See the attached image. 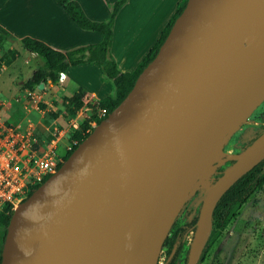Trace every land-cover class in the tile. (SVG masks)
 Listing matches in <instances>:
<instances>
[{
	"label": "water",
	"instance_id": "95a60500",
	"mask_svg": "<svg viewBox=\"0 0 264 264\" xmlns=\"http://www.w3.org/2000/svg\"><path fill=\"white\" fill-rule=\"evenodd\" d=\"M263 93L264 0H187L127 96L13 211L0 264H158L208 149ZM263 160L264 132L225 159L187 264L220 198Z\"/></svg>",
	"mask_w": 264,
	"mask_h": 264
},
{
	"label": "crops",
	"instance_id": "0c3cea01",
	"mask_svg": "<svg viewBox=\"0 0 264 264\" xmlns=\"http://www.w3.org/2000/svg\"><path fill=\"white\" fill-rule=\"evenodd\" d=\"M76 1L90 19L103 21L109 16L108 4L115 0ZM182 1H127L116 16L110 49L111 56L120 71L135 70L155 45L163 28ZM0 35L12 38L6 47L17 56L10 65L0 63V103L11 102L29 90L23 87L24 82L37 66L41 65L34 54L24 49L21 39L26 37L36 39L60 52L97 44L102 39V36L96 32L78 28L54 0H0ZM1 56L0 51V59ZM78 89H82L85 93L83 98L85 106L75 117L67 119L78 118L80 123L88 115L89 111L84 113V110L88 108L89 102L101 100L113 93L112 86L103 80L98 65L86 63L70 66L64 74L62 84L59 81L55 84L48 82L42 89L30 90L41 98L38 104L24 102L22 99L12 102L3 110V118L9 124H24L27 118L40 121L41 135L45 134L43 126H51L53 122L65 127L68 122L62 119L59 112L65 110V101ZM49 123L50 125H47ZM47 135L51 139V135Z\"/></svg>",
	"mask_w": 264,
	"mask_h": 264
},
{
	"label": "trees",
	"instance_id": "16d2710c",
	"mask_svg": "<svg viewBox=\"0 0 264 264\" xmlns=\"http://www.w3.org/2000/svg\"><path fill=\"white\" fill-rule=\"evenodd\" d=\"M56 4L67 14L70 20L80 29L84 31L96 32L102 36V39L97 44H90L80 46L66 52L57 51L47 44L32 38L21 39V44L24 49L35 55V58L41 62L32 75L24 82L23 87L29 90H37L41 83L55 84L60 74H65L70 66H77L81 64H96L99 66L102 78L108 82L112 88L113 93L111 96L105 97L98 101H91L87 104L90 109L88 115L83 120L78 131L69 134L70 142L77 140L80 144L89 134L85 133L90 129L92 122L100 123L103 119L98 118L99 110H106L111 113L131 91L137 77L142 70L150 63L156 56L159 47L165 40L169 33L171 26L176 18L183 11L187 0H183L170 18L168 23L163 28L159 39L155 45L144 56L140 64L132 72L120 71L116 61L110 53L113 40V26L116 16L120 9L127 3L128 0H115L108 4L109 16L106 20L96 21L90 19L84 12L81 5L76 0H54ZM8 37L0 35V51L2 56L0 59L1 64L10 65L16 59V53L7 50ZM84 91L78 89L73 96L65 101V111L69 117H75L77 112L84 106ZM56 115H54L55 117ZM264 132V126H261L255 135L248 140L244 145L243 150L251 146ZM50 140L49 136H46ZM76 147L65 154L64 161ZM264 186V160L254 167L250 172L239 179L218 201L212 216L213 230L206 244L207 248L211 245L225 227L235 218L238 210L247 201V199L255 192V190L263 188ZM13 210L9 206H4L0 211V263L2 247L6 235L7 226ZM198 216L192 221L191 225L194 226ZM189 229L187 227H180L175 231L174 236L167 238L164 246H167V258L164 264H174L179 254L182 252L185 245V237ZM188 251L185 257L187 264Z\"/></svg>",
	"mask_w": 264,
	"mask_h": 264
},
{
	"label": "rangeland",
	"instance_id": "374dc122",
	"mask_svg": "<svg viewBox=\"0 0 264 264\" xmlns=\"http://www.w3.org/2000/svg\"><path fill=\"white\" fill-rule=\"evenodd\" d=\"M8 40L11 41L12 38L8 36ZM59 114L63 120L66 119V123L70 120L67 119L70 117L65 113V110L60 111ZM48 118L50 119L51 116ZM260 126H264V100L251 112L246 123L240 125L239 130L224 139L225 157L241 152L243 145L255 135ZM46 136H48L47 133L41 135L37 132L38 140L46 139ZM69 143L71 142L67 136L62 140L58 152L63 154ZM231 164L232 162L225 161L223 166L217 167L212 182L214 183ZM205 194L204 190H197L192 196L188 195L182 210L169 230V237H172L178 227L190 223L199 214ZM192 239L193 233L191 232L188 234L186 245L175 264H186L185 256ZM162 250L164 251L163 248ZM164 257L165 251L160 254L158 264L163 261ZM198 264H264V186L255 190L211 247L202 252Z\"/></svg>",
	"mask_w": 264,
	"mask_h": 264
},
{
	"label": "built area",
	"instance_id": "2783aa9c",
	"mask_svg": "<svg viewBox=\"0 0 264 264\" xmlns=\"http://www.w3.org/2000/svg\"><path fill=\"white\" fill-rule=\"evenodd\" d=\"M60 84L63 78H59ZM38 104L41 98L30 90L14 98L11 102L0 103V211L4 206L15 210L22 204L44 181L55 174L64 162V156L77 147L78 141L73 140L64 149L58 152L59 144L69 134L80 129L78 118L68 121L65 127L53 122L51 126H43L45 133L51 135L49 141L38 140L37 132L42 123L25 119L24 124H9L3 118V110L20 100ZM37 106V105H36ZM89 108L84 110L89 111ZM108 113L102 109L98 118H106ZM83 122V121H82ZM97 123L92 122L90 134Z\"/></svg>",
	"mask_w": 264,
	"mask_h": 264
},
{
	"label": "bare ground",
	"instance_id": "6f19581e",
	"mask_svg": "<svg viewBox=\"0 0 264 264\" xmlns=\"http://www.w3.org/2000/svg\"><path fill=\"white\" fill-rule=\"evenodd\" d=\"M264 100V93L259 94L254 102L248 105V107L240 114L239 117L232 120L228 126L226 135L239 130L240 125L246 123V120L250 118L251 112L255 110ZM224 139H218L208 149L205 157L202 159L200 168L196 173V180L190 184L189 195L192 196L197 190H204L205 192L211 190L213 182L212 177L217 167H221L225 164V152L223 150Z\"/></svg>",
	"mask_w": 264,
	"mask_h": 264
},
{
	"label": "flooded vegetation",
	"instance_id": "af4514ba",
	"mask_svg": "<svg viewBox=\"0 0 264 264\" xmlns=\"http://www.w3.org/2000/svg\"><path fill=\"white\" fill-rule=\"evenodd\" d=\"M260 127H261V126H260ZM260 127H259V128H260ZM259 128H258V129H259ZM256 131H257V130H256ZM251 138H252V137H251ZM251 138H250V139H251ZM247 142H248V141H247ZM247 142H246V143H247ZM246 143H245V144H246ZM245 144H244V145H245ZM244 145H243V147H244ZM242 149H243V148H242ZM197 216H198V215H196V216L192 219V221H193ZM192 221H191L190 223H187V224H184V225L180 226V227H187V228L189 229V231H188V233H187V235H186V237H185V245H186V239L188 238V234L192 232L193 235H194L195 225H194V226L191 225ZM195 224H196V223H195ZM180 227H178L177 229H179ZM177 229H176L175 231H177ZM212 230H213V229H212ZM175 231H174V233H175ZM173 236H174V234L172 235V237H173ZM172 237H171V238H172ZM167 238H170L169 235H168ZM167 238H166V239H167ZM212 244H213V243H212ZM212 244H211V245H212ZM185 245H184V247H185ZM211 245H209L207 248H204L203 252L207 251V250L211 247ZM205 247H206V246H205ZM163 249H164V251H165V257H164L163 261H162L160 264H164V262H165V260H166V258H167V255H166V252H167V246H164V245H163ZM188 250H189V248H188ZM164 251L162 250V251H161V254L164 253ZM182 251H183V250H182ZM181 253H182V252H181ZM181 253H180V254H181ZM180 254H179V256H180ZM179 256L177 257V259L179 258ZM185 257H186V256H185ZM177 259H176V261H177ZM176 261H175V263H176ZM175 263H174V264H175Z\"/></svg>",
	"mask_w": 264,
	"mask_h": 264
}]
</instances>
